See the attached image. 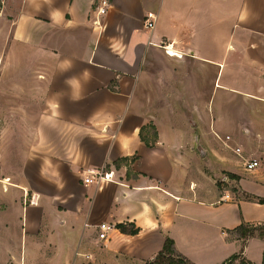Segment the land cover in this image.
<instances>
[{"label": "crops", "instance_id": "0c3cea01", "mask_svg": "<svg viewBox=\"0 0 264 264\" xmlns=\"http://www.w3.org/2000/svg\"><path fill=\"white\" fill-rule=\"evenodd\" d=\"M94 1L21 0L12 20L13 54L33 52L48 73L39 89L5 86L21 109L0 107V121L28 123L0 130V264H145L166 238L194 264L236 253L264 263V237L233 231L264 226V0H110L97 24ZM244 72L263 83L229 87L241 96L229 116L226 102L211 110V80ZM36 91L35 118L23 106ZM148 124L152 146L140 138ZM101 169L116 180L83 182ZM100 222L114 226L105 240Z\"/></svg>", "mask_w": 264, "mask_h": 264}, {"label": "rangeland", "instance_id": "374dc122", "mask_svg": "<svg viewBox=\"0 0 264 264\" xmlns=\"http://www.w3.org/2000/svg\"><path fill=\"white\" fill-rule=\"evenodd\" d=\"M20 4H21V0H0V50L8 47V49L5 51L6 54L4 55V57L2 58L0 56V107H9L10 103H12L11 98L9 96L6 97L8 99L4 97V94H5L4 90L7 84H14V85L19 84L24 89H26L25 85L27 84H35L36 88L38 87L39 89V87H42L43 84L45 83V80L47 78V73H48L47 69H44L42 67L41 59H40L41 63L37 64L34 67L35 61L38 59V57L36 58L33 52H30L27 55L23 56L20 54L23 53L24 51L16 50L17 53L13 54V51H12L13 49L10 48L12 44L9 40L10 35H11V30H12V20L14 19V16L18 12ZM157 58L159 57H151V63L145 66V68L147 69V72L152 78L154 75H156V73H158L161 70L160 67L156 66ZM27 66H30V67L32 66L34 68L27 70ZM210 74H211V77L213 78L214 75L216 74V71H212ZM263 76H264V73H263ZM213 81L214 80L212 79L210 82L211 85L209 87V93L211 94V102H212L211 110L213 109L217 112L218 104L226 102L225 114H224V116L226 117L232 114V111H231L232 107L227 104V101L230 102V100H234L235 98L237 99L241 98V96L237 95V93L236 94L232 93V92H236V90L230 89L229 87H237V89H239L240 87L246 84H262L263 83L261 81H260L261 83L258 82L255 79L254 74L251 72H244L241 77L238 76L236 78H232L231 82L221 81V83H219L221 85H217L216 81H215L216 85H214ZM217 82H218V79H217ZM222 84L226 85V87H222ZM25 92L26 90L20 93L22 95L24 94L23 97H25V100H26ZM37 98H38V95L36 91V97L34 99L35 102L32 104L28 103L25 106H23V110L29 111V113H34L35 118L39 112V107H40L39 99ZM7 100L9 101L7 102ZM180 101H182V99H180ZM15 107L17 106H13V108L11 107L13 111L16 109ZM17 108L21 109V106H18ZM180 108L183 110H185L186 108L182 102H180L179 109ZM10 110L11 109L9 107V112ZM12 115L14 114L12 113ZM187 115H188L187 116L188 122H190L191 124H194V126H191V124L188 123L190 127L198 128L200 124H202L198 116H193L191 112H188ZM244 116H245V113H244ZM27 123L28 122L26 121L20 120V116H17L16 118H13V120L7 121V122L1 120L0 130L2 128H14V129L18 128L21 130V128H26ZM212 126H213V123L211 122L210 123L211 129H212ZM225 130L230 131L231 133L235 135H239V131L235 128H232L231 124H229L228 127L225 126ZM215 137L220 140L222 138V137L219 138L217 136ZM222 139H224L228 144H230L229 137L225 136V138H222ZM25 142H26V139L19 136V143L21 147H23L22 144H25ZM228 144L223 143L224 146L229 148ZM231 150L233 151V148ZM7 156L10 157V155H7ZM20 159L21 158L18 159L19 162H20ZM262 166L264 167V163ZM261 230H264L263 225L259 226L257 230L253 232L252 236L258 235L262 237L263 235H260V232H264V231H261ZM235 235L238 236L237 233ZM250 258L254 261H257V260L259 261L260 259L259 250L253 247L250 250ZM247 261L249 260H245V259L241 260L238 258L234 261L233 264H247L246 263ZM251 264H255V263L251 262Z\"/></svg>", "mask_w": 264, "mask_h": 264}, {"label": "trees", "instance_id": "16d2710c", "mask_svg": "<svg viewBox=\"0 0 264 264\" xmlns=\"http://www.w3.org/2000/svg\"><path fill=\"white\" fill-rule=\"evenodd\" d=\"M140 138L147 146L154 145V143L157 140V132L155 127L152 124L143 126L140 129ZM119 161L121 160H118L116 162ZM260 201L264 202V199H260ZM117 226L123 232H127L130 234L137 233V228L134 227L127 228L126 224H118ZM258 227L259 226L240 224L235 229H233V231L238 234L239 238L246 239L252 236L253 232L257 230ZM260 235H263L264 237V232H260ZM238 258L241 260L245 259L244 257L241 256L240 253H236L229 256L221 264H233L234 261ZM246 263L251 264V262L249 261H247ZM145 264H194V263L190 262L185 257L176 254L173 248V241L169 238H166L162 246V249L154 256L153 259L147 261Z\"/></svg>", "mask_w": 264, "mask_h": 264}, {"label": "built area", "instance_id": "2783aa9c", "mask_svg": "<svg viewBox=\"0 0 264 264\" xmlns=\"http://www.w3.org/2000/svg\"><path fill=\"white\" fill-rule=\"evenodd\" d=\"M94 13L96 16V19L94 20V23H99L98 17L103 15L106 10L107 7L109 6L110 0H95L94 1ZM154 26L153 20L150 19H146L145 20V27L147 29H152ZM228 137V136H227ZM236 152H239L240 149L239 148H235ZM259 165L258 160L256 159H248L247 161L244 162V166L246 169L248 170H252L254 168H256ZM90 175L91 176H86L83 178V182L84 183H97L99 181H113L116 180L114 178V174L113 171H107V170H92L90 171ZM229 193H225L222 198L223 199H228ZM97 229H98V234L97 237L100 240H105L107 238V233L114 229V226L110 223L107 222H100L99 224H97Z\"/></svg>", "mask_w": 264, "mask_h": 264}]
</instances>
